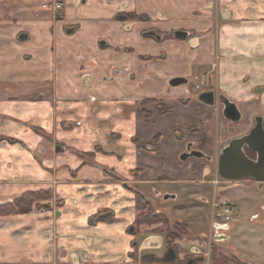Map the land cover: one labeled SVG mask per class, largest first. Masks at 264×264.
<instances>
[{"label":"crops","instance_id":"crops-1","mask_svg":"<svg viewBox=\"0 0 264 264\" xmlns=\"http://www.w3.org/2000/svg\"><path fill=\"white\" fill-rule=\"evenodd\" d=\"M59 1L55 13L44 0H0V203L51 194L0 216V264H174L157 225L135 230L137 193L224 253L264 264V221L226 246L229 223L212 205L229 202L238 221L232 188L256 181H227L217 166L256 117L264 129V0ZM210 91L213 103L199 99ZM188 144L210 158L181 160Z\"/></svg>","mask_w":264,"mask_h":264},{"label":"rangeland","instance_id":"rangeland-1","mask_svg":"<svg viewBox=\"0 0 264 264\" xmlns=\"http://www.w3.org/2000/svg\"><path fill=\"white\" fill-rule=\"evenodd\" d=\"M49 9V8H48ZM43 10V9H42ZM193 78L189 79L188 86L193 83ZM191 86V85H190ZM232 187V185H228L227 188ZM223 187L218 186V194L222 191ZM232 192L234 193V197H229L230 200H233L235 198H240L243 209L240 211L238 207H236L235 210H237L240 214V219L238 221H232L229 223V227L227 230V239L224 242V245L228 246L232 241L235 243L236 237L240 234V230L245 228L247 226V223L250 222L251 225L257 222H263L264 221V210L261 211V218L260 220H251L249 221V216L253 212H259L261 205H264V182H258V181H252L248 184H240L237 186H234L232 188ZM210 191L206 193L205 197H208L210 199ZM43 198L44 195H43ZM45 200V199H43ZM43 200H40L35 207H43ZM235 202V201H234ZM238 204V203H237ZM34 207V208H35ZM237 211L236 217H237ZM210 212V206L206 205L204 213L207 215ZM173 219L168 216V220L166 224L162 223H155L156 228L150 230L151 232H159L163 238L165 236L166 227H168L167 232L171 230L178 231L176 234V238L172 243L173 250L175 251L177 262L174 264H219L214 262L213 257H217V254H213V251L216 253H222L227 256H232V254L224 253L221 250V246L218 244V241H215L214 239L212 241H209V236L207 238H204L200 236V233H193L188 232L186 230L185 234L184 232L180 231L178 227H174ZM241 225V227L237 226ZM207 228V227H204ZM163 232V233H162ZM197 248L199 250V253L196 254L192 252V249ZM166 244L163 247V251H166ZM150 258L143 259V261L148 262ZM152 259V257H151ZM24 263V262H23ZM21 263V264H23Z\"/></svg>","mask_w":264,"mask_h":264},{"label":"water","instance_id":"water-1","mask_svg":"<svg viewBox=\"0 0 264 264\" xmlns=\"http://www.w3.org/2000/svg\"><path fill=\"white\" fill-rule=\"evenodd\" d=\"M174 35L176 38L184 39L187 36V32L176 31ZM186 82L187 80L182 77H175L170 80V85L178 86ZM214 96V93L210 91L202 93L199 98L202 97L205 102L211 104L214 102ZM219 100L223 107L224 116L231 120H237L239 115L236 106L224 96H220ZM246 149L249 152H254L256 157L254 159L249 158L246 154ZM188 157L210 158L200 150L191 149L190 144L187 145V151L180 155V159L185 160ZM217 173L227 181H238L246 176L258 182L264 181V129L261 117H256L255 125L248 134L232 139L220 150ZM169 197L173 196H164L165 199ZM174 257V250L169 249L165 260H172Z\"/></svg>","mask_w":264,"mask_h":264},{"label":"trees","instance_id":"trees-1","mask_svg":"<svg viewBox=\"0 0 264 264\" xmlns=\"http://www.w3.org/2000/svg\"><path fill=\"white\" fill-rule=\"evenodd\" d=\"M199 99L205 102V100H203L202 97H200ZM158 110L161 113L170 112L169 108L162 106H160ZM145 117L148 118L149 115L145 113ZM43 195L45 198H43ZM50 197L51 194L49 191L40 190V191L24 192L11 201L0 203V216L28 213L36 206V204L40 200L48 199ZM136 208H137V216L134 221L135 230H137L139 226L142 224L151 225L155 223H162V224L167 223L168 215L163 211H157L154 205L150 201H148L145 197H143V195H141L140 193H137L136 196ZM174 227H178L180 231L187 234L186 229L182 223L174 222ZM167 228L168 227H166L165 236H164L166 249H174L172 243L175 240L178 231L171 230L167 232L168 230ZM157 233L159 232L157 231ZM213 254H217V257L216 258L213 257V260L214 262L219 264H245L234 255L227 256L222 253H216L215 251H213ZM175 262H177V260Z\"/></svg>","mask_w":264,"mask_h":264},{"label":"built area","instance_id":"built-area-1","mask_svg":"<svg viewBox=\"0 0 264 264\" xmlns=\"http://www.w3.org/2000/svg\"><path fill=\"white\" fill-rule=\"evenodd\" d=\"M43 8L51 9L55 13H59L62 8V3L59 0H44L42 4ZM195 89H199V86H196ZM213 183L216 185L219 182L215 179ZM215 214L214 216L219 218L223 223H230L234 220L233 216V206L227 201H220L212 203ZM192 252L198 254L199 250L194 248Z\"/></svg>","mask_w":264,"mask_h":264},{"label":"flooded vegetation","instance_id":"flooded-vegetation-1","mask_svg":"<svg viewBox=\"0 0 264 264\" xmlns=\"http://www.w3.org/2000/svg\"><path fill=\"white\" fill-rule=\"evenodd\" d=\"M220 104H221V103H220ZM245 151H246V154H247V156H248L249 158H252V159L255 158V156H253L251 152H248L247 149H246Z\"/></svg>","mask_w":264,"mask_h":264}]
</instances>
